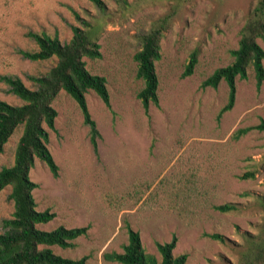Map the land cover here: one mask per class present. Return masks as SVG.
<instances>
[{"label":"rangeland","instance_id":"obj_1","mask_svg":"<svg viewBox=\"0 0 264 264\" xmlns=\"http://www.w3.org/2000/svg\"><path fill=\"white\" fill-rule=\"evenodd\" d=\"M257 0H129L121 11L113 0H103L107 16L89 0H0V75L18 76L33 87L28 75L46 72L56 59L31 61L18 50H35L26 33L45 32L68 41L71 25L98 22L101 57L84 58L86 68L102 75L110 97L108 109L93 91L85 93L88 110L101 137L96 155L81 111L65 91L52 101L57 111L47 147L57 166L53 177L46 164L34 157L29 177L38 186L32 194L39 211L55 217L37 227L89 225L72 248L50 246L73 259L87 255L86 264H110L104 252L122 251L127 243V221L140 234L145 251L159 257L155 242L177 237L173 255L187 254L186 264H239L245 233L256 234L263 219L264 132L252 130L239 139V127L264 119V80L256 88L253 68L245 79L236 78L235 103L217 121L227 99L221 80L216 88L200 82L216 68L232 62L240 29ZM73 11L77 12V19ZM170 21L160 40L161 58L155 62L158 106L147 116L138 91L134 54L139 36L162 16ZM264 49V42L257 40ZM193 51L197 63L191 75L181 77ZM264 65V61H263ZM0 99L22 101L0 82ZM22 126H18L0 153V168L10 166ZM253 177L240 178L244 173ZM11 187L0 191L2 219L10 218ZM248 195L244 196L243 193ZM237 204L219 212L214 205ZM219 233L224 243L203 236Z\"/></svg>","mask_w":264,"mask_h":264},{"label":"trees","instance_id":"obj_2","mask_svg":"<svg viewBox=\"0 0 264 264\" xmlns=\"http://www.w3.org/2000/svg\"><path fill=\"white\" fill-rule=\"evenodd\" d=\"M101 12V17L107 16L106 5L103 0H89ZM121 11H128L132 7L129 0H113ZM74 16L80 19L77 12ZM170 21V15H165L153 23L152 27L140 34V48L134 54L137 62L136 76L143 80V87L138 91L137 98L141 100L144 113L149 116L150 104L158 106V76L155 62L161 58L160 40L163 31ZM98 22L83 21L81 26L71 25L72 35L68 41L62 42L56 35L45 32L28 31L26 35L37 46L35 50H18L25 59L41 61L55 58V64L46 72L28 75L33 84L28 87L14 75H0V82L9 87L21 104H10L0 99V153L10 136L18 126L22 132L18 138L14 161L10 166L0 168V191L10 186L9 197L13 201V212L10 218L2 219L0 232V264H86L87 255L73 259L56 254L50 246L72 248L74 240L85 236L89 225L79 227H65L59 225L51 230L37 227L38 223H47L55 217L48 209L39 211L32 194L38 184L29 177L34 157L43 161L53 177L58 176V166L47 147L49 133L54 130L57 116L52 101L63 90L77 103L83 122L89 128V142L93 152L98 155V142L101 137L95 120L88 110L85 93L93 90L104 105L111 109L110 97L106 86V79L102 75L93 74L86 68L84 58L96 59L101 57L100 44L97 41ZM264 42V0H257L248 12L246 20L240 29L238 46L230 50L233 57L231 63L216 68L209 76L200 82V87L216 88L224 80L228 94L224 105L219 109L216 119L223 113L230 111L235 103L236 78L245 79L247 69L251 66L254 71L256 88L259 89L264 80V49L258 43ZM197 63V52L193 51L185 65L181 77L193 73ZM264 132V119L257 124L237 128L231 138L239 139L249 131ZM254 174L244 173L240 178L253 177ZM242 195H248L247 192ZM263 219L256 234L245 233V244L239 251V264H264V197H260ZM219 212H229L237 209V204L225 202L214 205ZM127 231V243L122 251L103 253L105 261L110 264H186L187 254L173 255L177 237L175 234L167 242H155L159 254L156 257L145 251L140 234L133 230L127 221L124 222ZM211 239L222 243L226 237L219 233H203Z\"/></svg>","mask_w":264,"mask_h":264}]
</instances>
